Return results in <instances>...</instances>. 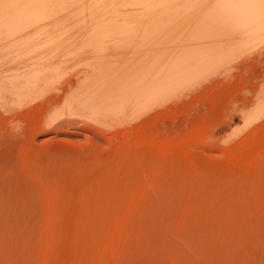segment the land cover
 Returning <instances> with one entry per match:
<instances>
[{"label":"bare ground","instance_id":"obj_1","mask_svg":"<svg viewBox=\"0 0 264 264\" xmlns=\"http://www.w3.org/2000/svg\"><path fill=\"white\" fill-rule=\"evenodd\" d=\"M57 1H58V3L60 2L64 6L67 2L69 4L70 2L72 3V1H74V0H5L4 3L1 4L3 11L0 12V62L4 58V55H5V57H7L10 54V53L3 54L4 52L13 53L14 51L17 50V48L20 49V52H21V48L15 47V46H17L16 43L14 45L13 44L9 45L12 42L8 43L7 42L8 38H11V39L16 38V40H19L22 37L24 38L23 34L28 35V33L35 32L36 30L39 32L41 30L46 31V30H48L47 28H49L51 25L55 24V22H54V24L52 23V21H54V19L51 21H50V19H52V17L54 16V14H53V16L51 15V12L54 11V9L56 7L55 2L57 3ZM78 1H81L80 3L83 6H82V11L79 10L77 15L75 14V16L79 17V21H83V20L87 19L88 23H86L84 25V27L86 28L87 31H90L87 36H89L88 38H90L91 40L88 42H90L92 47L93 46L98 47V48H96L97 53H96L94 47H93V49H91V48L88 49V51L91 49V52L93 50V53L95 52V54H96L95 58L90 61V66H89L90 71H86V73L83 74L82 76L81 75L78 76V73L77 72L74 73V71L70 74L69 73L70 67H69V65L67 66V64H66V58L68 56L73 55L74 52L70 51L68 54V52H65L64 49H63L64 53L62 55H60V53H62V52L57 54V56H55L56 54L55 55L52 54V56L50 54L51 57H49V58L47 56V51H46V55H44L43 57L47 56L46 58H48L50 63L42 66L41 68L37 67L36 69H33V70H28V71L25 70L23 72L21 71L22 72L21 74H18L15 76L14 75L13 76L6 75V72H3V71L5 70V68H8V67L3 68L4 69V70H2L3 73H1V76H0V116L3 114H6V111L8 109H6L5 106H7V108H8V106L11 107L12 104H14V101H16V98L25 97V98L29 99V97L30 98L32 97L31 99L33 100L35 96L39 95L42 91L44 92L50 86L55 85V87H56V84H60V85H58V88L56 89V91H58L60 93L57 92V95H55L56 93L54 92L55 96L51 94V95H46L45 97H43L44 95H42L43 98L42 99L40 98V101L37 102L38 108L36 106V108L41 109L42 112L43 111H49L53 107L58 106L63 101V103H62L63 105L60 106V108H58L59 111H57L60 115H57L54 117L50 116L51 118H48L49 120L46 123V125L53 126V128H54V126H56V128H57V126L62 127L64 124H66L65 120L63 121L64 118L62 119V121H63L62 123L59 122L60 124L59 123L54 124L57 119H60L61 117H67V116H68V119L69 118L72 119V117L74 115H76V112H78V109H79V111H81L80 109L87 110L86 111L87 112V115H86L87 119L90 122L96 123V124H98V123L105 124V123H108L109 121L112 122L115 120L114 118H116L117 116H121V115L125 118L124 114L125 113L127 114V112H129L130 110L135 111L137 113L136 114L134 112V114H136V118L138 117V121L141 119L147 118L151 114H153V116H152V117H154L153 120L157 119V118L160 119V116L162 114L160 115L158 111L164 108V102L166 101V100L164 101L165 96L167 94H175L176 95L181 90L187 88L191 84H194L197 80L203 78L204 75L210 73L209 71H210V68L212 66H214L213 69L215 70V67L218 66V63H217L218 58L224 56V54H223V56H221V55H219V53L225 52V48H226L225 43L230 44L229 46L235 47L234 49H236V47H238L239 44L237 43V45H233L234 44L233 43L234 39H232L233 37H238V39L240 38L241 40L239 39V43H240V41L243 43L245 41V39L248 38L250 35H251L250 36V38H251L256 33L258 36L261 33V32L259 33L260 30H262L264 32V26H261L258 29H255L256 30L255 32L252 31V32L248 33V29L250 27H253L254 25H257L258 23H261L262 21H264V0H188V3L184 0L185 3H187V4H185V6H183V8L179 7V6H182L183 5L182 4V5L178 6L179 8L177 6H175V8L177 7L176 9L171 7L174 9V10L172 9L171 12H169L168 11L169 9H168L167 11H165L168 13L162 14V12H161V13L153 14V15L146 14V12H148V9H146V8H149L148 6L154 0H78ZM160 2H162V1H160ZM179 3H180V1H179ZM85 5H87L86 9H85ZM153 5L156 6L155 3ZM162 5H163V3H162ZM155 6H152V8ZM69 7H71V6H69ZM58 8H56V9H58ZM63 8H65V7H63ZM164 8H166V7L164 6ZM62 13H66V12H62ZM56 14H58V13H56ZM56 14H55V16H57ZM72 14H74V13H72ZM50 15L52 17H50ZM185 19L191 20V22L189 21L188 25L185 24L186 25L185 30L186 29H187V31L189 30L190 41H196L197 44H199V43L204 44L203 45L204 47L199 46L196 48L195 47L196 45H194V47L189 46L188 49L187 48L183 49V50L180 49V51H179V49L178 50L175 49L176 51H174V53H172V54H169L168 56L161 55V54H163V52H161L160 55L156 54V53L150 55V53H149V54L144 55L145 57L142 56L143 58L139 56L138 59H134L133 61L128 58L127 63L129 62V64L126 63L124 65V63H125L124 62V63H122L123 66L120 68L118 67L120 65H117V64L122 59L123 55L125 57V53H122V57L120 60H118L119 59L118 56H120V54H113L112 50H111L112 54H111V52H110V54L106 53V52H108V50L110 51V49H107L108 45H110L109 42L110 43L113 42L112 41L114 39L113 36H116L115 37V39H116L118 37V35H119V37L121 36V39H120V41L118 40L119 42L116 39L117 42L113 43L115 45V47L118 46L119 50H127V51H128V49H129V51H130V49H134V50H137V51H134V53H136V52L139 53V52H141L140 48L143 47L144 44L147 45V43L149 41H152V40L155 41L154 36H158V35H162V34H166V35L168 34L169 35V33L172 32L173 30L177 29L176 27L180 26L179 23L185 21ZM61 20H62V18H61ZM72 21H74V20H72ZM89 23H90V26L86 27V25ZM71 25H72V23H71ZM73 25L76 27V23H74ZM54 28H57V27H54ZM59 30H60V26H59ZM65 31H67V30H65ZM35 33L37 34V32H35ZM53 35H54V33H53ZM16 36H19V38ZM20 36H22V37L20 38ZM55 36H57V34ZM78 36H79V34H78ZM102 36H105V37H102ZM111 36H112V38H111ZM260 36H262V35H260ZM159 38H160V36H159ZM185 38H186V36H185ZM255 38H256V36H255ZM16 40H13V42H16ZM182 40H185V39H182ZM248 41H250V40H248ZM60 42L57 43L58 46H55V48L58 47V49H59V46H60L59 44H61V43H63V45L65 44L64 42H61V43ZM105 42L108 43V45H106V48L104 45ZM172 42H173V40H172ZM19 43H20V41H19ZM24 43H28L27 39H26V42H24ZM181 43H183V42L181 41ZM5 44H8V46H6V47L11 48L12 51L9 49H5L4 48ZM53 44L54 43H52V45ZM155 44H156V42H155ZM63 45H61V46H63ZM65 45L63 48H65ZM130 45H132V46H130ZM149 45L151 46V44H149ZM189 45H191V44L189 43ZM84 46H86V45H84ZM181 46L183 47V45L180 44V47ZM229 46H227V48ZM242 46H244V43ZM222 47H225V48L222 49ZM26 48L27 47L25 46V48H23V49L26 50ZM51 48H54V47L51 46ZM51 48H47V49L51 50ZM85 48H87V47H85ZM239 48H240V46H239ZM231 49L232 48H230L228 50L226 49V50L230 51ZM24 50H22V51H24ZM79 50H80V48H79ZM239 50H241V48ZM58 51H60V50H58ZM117 52H118V50H117ZM131 52L132 51H130V55H131ZM51 53H52V51H51ZM78 54H80V53H78ZM78 54L76 53L74 55H78ZM36 55H39V54L36 53ZM128 55H129V52H128ZM225 55L227 56V53H225ZM32 56H34V55H32ZM237 56H238V54H237ZM31 57H30V59H31ZM39 58H41V56ZM46 58H45V60H46ZM227 58L229 59V57H227ZM24 59H25V57H24ZM24 59H22V60H24ZM228 59H227V62H228ZM14 60H16V59H14ZM14 60H12V61L14 62ZM33 60H34V58L31 61L32 62L31 65L32 64L34 65ZM27 62H30L29 59ZM36 62H38V61H36ZM44 62H46V61H44ZM3 63L5 64V61ZM8 63L9 62L7 61V63L5 65L7 66ZM17 63L19 64V62H17ZM22 63H23V61H22ZM216 63H217V65H215ZM18 64H16V65L19 66ZM28 65H29V63H28ZM31 65L28 66V68L32 67ZM39 65H40V62H39ZM12 68H9V69H12ZM21 68H22V66L20 67V69ZM25 69H27V67H25ZM211 70H212V68H211ZM7 71H8V69H7ZM14 71H16V70H14ZM8 74H9V72H8ZM15 74H17V73L15 72ZM74 88H75V91L73 90V94H72L71 90L69 91L71 93L70 96L68 95L69 97L64 98L62 96V94H64V92L66 90L74 89ZM50 90L51 89H49V91ZM53 90H55V89H53ZM51 93H53V92H51ZM262 95H263V99H262L263 101L261 102V104L258 105V108H257V113L259 114V116L264 115V89L262 90ZM10 99H13V100L11 101ZM37 99H35L33 101H38ZM23 101H25V100L23 99ZM217 105H218V103H217ZM13 107H14V105H13ZM15 107L16 108L14 109V111H17L16 110V109H18L17 105H15ZM30 107L32 108V105ZM33 109H34V106H33ZM33 109H30V110H33ZM25 110L27 111V108ZM25 110L23 112H25ZM53 110H55V109H53ZM23 112H22V114H23ZM147 113H149V115ZM8 114H10V113H8ZM11 114H12V112H11ZM66 114H68V115H66ZM130 116L132 118V116H133L132 112H131V115L129 114V117ZM75 117H77V116H75ZM126 117L128 118V115ZM161 118H162V116H161ZM5 119L6 118H4L2 120H5ZM85 119H86V117H85ZM118 121L115 123H118ZM157 121H159V120H157ZM122 125H124V122H122ZM40 126H38V127H40ZM91 126H93V125H91ZM89 127H90V125H89ZM54 129H52V130H54ZM92 129H93V127H92ZM11 130H13V128ZM60 130H62V129H60ZM107 130H106V132H107ZM261 135H262V137H264L263 134H261ZM101 137H103V135ZM135 140L136 139L132 140V142L135 145L137 144V146L132 145L133 148H132V146H128L129 144L127 142L130 141V139L127 140V142H125L127 144H124L127 147V149H129V147H131V149H132L131 151H130V149L127 151L126 147L125 146L123 147L122 146L123 143H121V141H120L121 147H119L120 145L117 144L119 148H117V146H116L115 148L110 150L111 152L109 151L110 153L107 152V154L109 153L108 156L105 157V155H104V158H102L99 155L100 159H97L98 157H96V159H93V160L89 159L90 162L86 161L88 164H86V162H84L85 163L84 167H82L83 164L82 165L80 164L81 167L83 168L81 170H80L81 167L78 165V163H76V165L72 164L73 167L75 165V166H77V168H73V167L71 168V166H67L68 169L63 170L66 173L65 174L63 173V175L56 176V177H59L58 180H56V181L52 180L56 177L53 176L54 177L53 178L50 175V173L52 174L53 172H52V169H51V172H50V170L48 171V169H50V168L48 166H46L47 165V163H45L46 161H43L45 164H43V162L39 161V159H40L39 157L41 156V153H40V156L38 157L37 155H39V153H37V154L34 153L35 151H34V149H32L34 146L29 148L30 150H28L27 148L29 146L27 147V145H25L27 147L26 148L22 144L23 146L21 148V146L19 145V148L22 151H25L26 149L28 150V152H26V153H28L29 156H27V154H25L27 156L26 157L27 159H25V162H24L25 163L24 167H26V168L23 167L24 170L25 171L33 170V171L37 172V175H35V177H32L33 176L32 173H35V172H32L31 175L29 173V175L31 177L28 178V179H30V180H28V182L30 181L32 188L34 187L35 189H37L39 191V193L41 195V196L39 195L40 199H42V201L44 202V206L41 209V212L43 213V216H44V221H43L44 223L42 225L40 222V224L43 227H42V230L40 228V230H41V234H40L41 235V241H40V245L38 247V249H39L38 251L42 254V259H41V263H39V264H98V263L99 264L100 263L105 264L108 261H106L107 258L103 259V257L107 254H109V256H110V253L114 252V249L117 248L116 247L117 245H119V244H120L119 246L122 245L121 243H119L121 241V236L123 238L122 239L123 240L122 241L123 247L121 246L120 248H117L116 250H118L117 252H119V250L120 249L122 250V248H123V251L120 250V252H123V254H125L128 250L127 245L133 244L132 243L133 239H136V241H137V239L141 236L136 238L135 235H137V234L141 235V232H142V234L145 235L142 239H144L145 237H147V238H145L146 240L144 239L145 241L144 240L141 241L142 239L139 238V240H140L139 244L137 242V243H134L131 247L129 246L130 251H128L125 254L126 255L125 259H127V262H128V263L126 262L127 264H132V263L136 264L139 260V259H137V257L139 256V258H140L142 256V254L144 256V253H145V255H146V253L147 254L149 253L151 255V257H150V255H148L149 256L148 257L149 260L147 259L148 261H143V259L141 258L139 260L140 262L137 264H159L161 262V260L163 261V263L161 262L160 264H200V261L202 259H204V260H202L203 263H201V264H206L205 262H207V264H235L237 262L236 260H239V259H240L239 261H241V262H239V264H241L243 261L244 262L242 264H244V263H246L245 258L249 259V260L247 259L249 264L250 263L251 264H264V225H263V222L261 221L262 222L261 225H260V223H259V225L257 223H255V224L249 223V224L254 225V226H250V225H248V223L246 224L245 221L241 224L242 220L240 218L241 217L244 218L245 214L243 216V214L240 210V207L242 208V206H243V205L240 206V203H242L240 201L238 204L239 208L234 206V208L236 207L235 209H237V208L239 209L238 210L239 213H237L236 210L233 208V210H235V212L237 213L235 216L233 215V218L236 217L235 219H233V222L236 223L237 221L238 222L241 221V222H239L240 225H230V223L232 221L230 216L232 217V214H229V209H228L229 207L226 208L227 205H229V204L225 201V199L228 197H225L224 194L228 190L230 191L231 187L229 188V186H228L229 189L226 190L225 193L223 191L224 194H222V195L224 196V199H223V196L220 195V192H218V194L204 193V192L202 193V191H201V190H203L202 184H206V186H207V185H210L211 182L209 181L210 184L208 183L209 174H207V171L205 172V171H200V170L202 167H208V166L207 165L204 166L202 164L203 166L201 168H199L196 164L197 159L195 160L193 158V156H191L192 153H190L189 149H188V151H189V154H191V155L187 154L188 152H186V150L185 151L183 150L186 153L181 152V150H178L181 153L178 151H176V152L174 151V153L171 154L172 158L167 157L166 161L162 163V161H164L163 158H164L165 151H166L164 149V147L158 146V147H155L154 149H151V148L147 147L148 146L147 143L144 142V144H143V143L138 142L140 144L139 145L137 143L138 140L136 141V143H135ZM48 143L50 145V142H48ZM257 143L259 144L261 142L258 141ZM52 144L54 145V143H52ZM141 144H143V145H141ZM250 145H252V143ZM259 146H262V144H260ZM53 147L55 148V146H52L51 148L48 147V148L52 149ZM19 148H18V151H19ZM24 148H26V149L24 150ZM185 148H188V147H185ZM185 148H183V149H185ZM252 148H253V145H252ZM249 149H251V148L249 147ZM251 151H256V150L254 148V150L251 149ZM43 152H45V151H43ZM167 152H166V155H167ZM12 154H14V153H12ZM238 154H240V153H238ZM241 154H240V156H237L235 154L237 157H240V158L236 157L235 159L231 158L232 161L230 159L228 160V163H230V164H228V166L235 168V170L231 171L230 167H227L226 163H225V166L227 168L225 167L223 169L222 167H224V166H222L220 168L221 169L220 172L222 171V169H223V171L221 173L220 172H218V173L223 174V172L226 170L224 172V174L226 173L225 176L233 175V174L236 176H238L239 174H240L239 176L243 175V174H241L242 173L241 171L243 169L240 171L239 170L236 171V166H237V168L239 167L238 169H240L241 167L242 168L248 167L249 163H248L247 158L245 157L246 155L242 154L243 157H241L242 156ZM93 155H95V154H93ZM232 155H233V153H232ZM247 155H250V154H247ZM252 155H253V152H252ZM21 156H20V158H21ZM169 156H170V154H169ZM227 156L231 157L229 155H227ZM23 157H25V156L23 155L22 158ZM150 157L151 158L153 157L152 158L153 160L156 159V161H157L156 164L159 163L158 166L162 170L165 169V166H162V165L166 164L168 159L171 158L172 160L168 161V163L166 165V170L168 169V171H169V169H174L175 171L170 170V172L171 171L172 172L178 171L177 173H179L180 175L181 174L184 175V176H182V175L181 176L178 175V176L183 177V178H185V172H186V178L185 179L182 178V180L183 181L185 180L184 184L188 183L190 186L186 187V186H188V184H187L184 187L183 186L184 184H182V187H184L185 190L187 188V190L185 191V194H183V196L184 195H186V196H184L185 200L181 199L183 205L180 203L181 205H179V206L177 205V206H178L179 210H181V208H184L183 211L185 213L187 210V213H189V215L187 213H186L187 214L186 215L184 212L182 213V211H180L181 212L180 214H179V212L174 213L175 214L174 216H176L177 214L179 216L183 215V219L181 216H180V218H181L180 220H176V218L173 217L174 221L176 220L173 223L176 224L179 221L178 222L179 224L175 225V228L177 229L176 233L182 232L183 230H185V228L187 229V227H189L187 230L190 229V231L192 232L193 237L192 236L191 237L193 238L192 239L194 241L193 243H195L197 245V243L199 242L198 248L200 246L202 252L205 250L204 254L206 253V260H205V258H201L198 261V258H197V260L194 259L192 262L191 260L193 259V257L190 260H188L191 253L189 254V257H188L187 255H185L180 250V246H179V248H178V246L174 247V245H172L170 243L171 242L170 240L167 241L168 238L166 239V237H165L166 235L164 233V230L161 231L162 228L159 229L160 227L158 228L156 225H153L150 223L153 220L150 217V215H149V217L151 219L149 217H148L149 219L146 217V213L148 215L149 210H151V211L153 210L152 208L151 209L149 208L147 210L145 209L147 206H145V208H144L147 212L146 213L143 212V214H145L143 217L144 218L146 217V219H148V220L142 221L140 219L141 217L139 218L140 220L136 219L137 221H135V222H134V220H131L132 218L134 219L135 217H137V218L139 217L138 215L133 217L131 214H129L130 212H132L133 209H135L133 207H136V209L138 208L137 206H134L135 205L134 202L137 200L138 201L137 203H139V199H140V201H142L141 200L142 198L145 199L148 195L152 194V193L147 194V192L149 190L153 191L152 190L153 188L151 189L150 185L148 187L150 189H147V190L145 189L148 186V184L146 186H142L143 184H146L145 183L146 177L144 178V180L140 179L141 177L139 178L140 173L142 174V178H143V174H145V172L147 171L145 168H149V167H145V165L148 161H150V160L147 161L146 158L149 159ZM247 157H249V156H247ZM89 158H92V157H89ZM173 158L176 159V161L175 160L173 161ZM135 159L136 160L140 159L141 161L145 160V162L142 161L144 164V168H143V166H141V167L143 169H145L146 171L141 170L139 167V169H140V170H138L139 173L135 174V171H136L135 168H137V167H135V165L138 164V163H136L137 161ZM152 159H151V161H152ZM23 160H24V158L21 160V163H23L22 162ZM132 161H134L133 162L134 167H133V165H131V164H133ZM141 161H140V163L142 164ZM197 161H200V160H197ZM47 162H49V161H47ZM172 162H173L174 166L176 165L175 167L177 170L175 169L174 166H172ZM13 163H14V161H13ZM51 163H52V161H51ZM51 163H49V164L51 165ZM154 163L152 164V162H151L152 166L149 165L150 162H149V164L148 163L147 164L151 168L155 165ZM169 163H170V165H169ZM175 163H177V164L180 163V165L182 164V166L177 165ZM199 163H201V162H199ZM221 163H222V161H221ZM220 164H218V166L223 165V163L221 165ZM160 165L163 168H161ZM54 166H55L54 168L57 169V167H59V164H58V166H56V165H54ZM61 166H63V168H64L65 165H60V168H61ZM158 166L156 165V169H155V166L152 169L153 170L155 169V171H157L159 168ZM169 166H171V167H169ZM6 167H7V165H6ZM46 167H47V169H46L47 173L44 170ZM182 167L184 170H181ZM129 168L131 169L132 172L129 170ZM248 168H249V170L246 172L252 173V171H250V170H252L250 168V166ZM13 169L14 168H12V170ZM133 169L135 170L134 171L135 175L131 176L133 174ZM160 169H159V172L162 174L157 173L158 171L155 172V174H157V176H158V174L161 175V176H158V178L154 177L155 179L151 178L152 180H150V177H153V176H149V174H151V172L149 174H147L149 177V182L147 181V183L152 182L153 185L151 184V186H155L157 184V183H155V180L157 181V179L159 182L161 181V183H162V179H163L162 177L164 176V173H166L167 171L165 170L166 172L165 171L161 172ZM59 170H61L60 174H62V172H63L62 168ZM14 171L15 170H13V173H14ZM142 171H143V173H142ZM182 171L184 173H182ZM238 171L241 173H239ZM39 172H40V174H39ZM148 172H149V170H148ZM243 172H245V171H243ZM246 172L244 174H247ZM177 173H176V175H177ZM212 173L215 174L214 172H212ZM255 173L256 174H254V173H252L250 175L248 174L247 178L245 175H244L245 177L243 176L244 178L241 176V178H243V179L242 180L240 179L238 181H239V183H240V181H246V183L252 182L254 185L256 184L257 186L252 185V187H254V188H252L251 192H255V194H256L260 190L258 193V196L261 192L260 195H261V198H263L264 195L262 197V192H264L263 191L264 188L262 186H264V180L262 181L261 177H259V175H257L258 173L257 172H255ZM15 175L17 176L18 174H16V172H15ZM137 175H139V176L136 177ZM165 175H167V174H165ZM187 175L189 177L188 178L189 180H187ZM223 175H221V176H223ZM251 175H253V176H251ZM255 175L258 176L259 178L257 179V177H255ZM167 176H169V175H167ZM260 176H261V174H260ZM8 177L9 176L6 175V179L8 181L6 179L4 180L3 177L0 179L1 180L3 179V181H5V183L8 185V187H10V188H8L6 184L3 185L4 182L2 181V185L5 187V190H6V188H8V189H10L9 192H12L11 188H13L12 187L13 184H14V186L18 187L20 183L17 184L15 182L17 184L16 185L14 183V181L17 179L14 180L15 177L12 176V178H13L12 182L13 183L10 182L11 186H9L10 185L9 180H11V177L10 178H8ZM20 177H23V176H20ZM133 177L135 179L139 178L140 180H142L141 181L142 184L138 179L134 180V181H138V182L134 183ZM159 177L162 179H160ZM212 177H215V176L212 175ZM170 178H172V177H170ZM170 178H167L166 181L169 182ZM216 178L217 177H215V179ZM218 178H217V180H215L213 178L212 179L215 181V183L217 181H221V182L223 181V179H222L223 177L221 179H218ZM236 178H238V177H236ZM165 179H166V177H165ZM21 180H23V179H21ZM153 180H154L155 184L153 183ZM174 180H175V178L172 181H174ZM179 180L181 181V178H179ZM179 180H176V182L180 183V182H178ZM183 181L181 183H183ZM25 182L26 181H24V183ZM139 182H140V184H139ZM159 182H158V184H159ZM167 182H165V183L167 184ZM131 183H132V185L134 183V185H136V187L137 186L144 187V188H142V187L141 188L146 190L145 191L146 194H144L142 189H141V191H138L139 188L137 187L138 189H135V190H137V192H138L137 198L139 197V199H136L135 198L136 196H134L135 193L133 192L134 189H133V191L131 190L132 188H136V187L132 186ZM170 183H172V182H170ZM218 183L219 182H217V184ZM236 183H238V182H236ZM198 184H200V186H201L200 188H202L201 190H200V188H198L199 187ZM212 184L215 185L214 182ZM217 184H216V186L218 187ZM238 184L236 187H239ZM26 185H27V183H26ZM129 185H131V186L129 187ZM176 185L178 186L179 184H176ZM259 185H262V186H260V189L258 188ZM22 186H23V184H22ZM24 186H23V189H24ZM124 186L127 189L129 188V190H127L126 188L125 189L127 191L124 190ZM160 186H161V184H160ZM179 186H181V185H179ZM194 186H197V187H195L196 191L194 190L195 189ZM223 186H224V184H223ZM244 186H245V184H244ZM168 187H170V186H168ZM171 187H172V184H171ZM173 187H175V186H173ZM182 187L180 189L181 191H182ZM190 187H191V189H193V191L190 189ZM233 187H235V186H232V190H233ZM236 187H235V189H236ZM255 187L257 189H259V190H256L257 192L253 191V189L255 190ZM261 187L263 188L262 190H261ZM0 188H1V186H0ZM177 188L178 187H176V189ZM179 188H178V190H179ZM197 188L201 191V193L198 191ZM208 188L211 189V185ZM224 188L226 189L227 186L225 185ZM224 188L219 189V187H218V190L220 191V190H223ZM188 189H190V190H188ZM7 190L4 193H2L1 197L3 198L4 195L6 197L10 194V196L8 198L11 197L9 200H12L11 195L13 192L8 193ZM17 190L19 191V189H17ZM157 190H160V189H157ZM161 190H163V189L161 188ZM232 190H231V193H233ZM2 191H4V189L2 190V188H1V192ZM18 191L16 194L13 193V195L16 196V195H18V193L19 194L23 193V192L20 193V191L19 192ZM130 191H132V192H130ZM237 191L238 190H236V192H235V193H237L236 198L237 197L239 198L240 196H238ZM239 191H240V188H239ZM1 192H0V195H1ZM153 192L155 193V190ZM157 192L160 193L161 191H157ZM162 192H164V191H162ZM183 192H184V190H183ZM196 192H197V194H196ZM154 193H153L154 197L151 195L154 199H155V196L161 197V195H158L156 193L154 194ZM181 193H180V196L183 198ZM221 193H222V191H221ZM24 194L25 193H23L22 195H24ZM249 194H250V192H249ZM255 194L254 195L251 194V196L252 197L254 196L255 198L254 197L253 198L257 202H259V201L262 202L263 200L260 197L258 198L257 194L255 196ZM144 195L145 196L147 195V196L143 197ZM188 195L190 196L189 198H188ZM218 195L221 196L219 198H222V199H220V202H221V200H222V202L215 204V202L218 200V199L216 200V198H217L216 196H218ZM225 195H228V194H225ZM245 195H243V197H245ZM15 196H13L14 197L13 199L14 200L16 199L15 202L17 204L12 203V201H9L8 198H3V199H6L7 202L8 201L11 202L10 204H8L5 201V203H6L5 204L1 201L3 199L0 197L1 198L0 199V205H1V207H0V253H2V254L7 253L9 255L11 253V250L15 249V251L17 253L19 252L18 256L15 257V255L17 253L14 252V254H13V251H12V253H11L12 256L9 255V257H15L16 258V263L14 262V264H24L25 260L27 258H29V256H31V254H28L27 252L29 251V249L32 250V248L34 247L32 244L34 243V245H35L36 243L32 239L31 240L33 242L29 241L30 238H28V241H25V242H29V243L31 242L32 243L29 246H27L28 248L30 247L28 250H24L25 248L22 247L23 245L25 246L28 243H25V242L23 243L21 241L22 246L20 245L21 242H19V241L21 239L23 240V238H21L19 236V235L22 236V234H20L21 233L20 231H22L21 230L22 224L20 223V221L24 222V220L23 221L21 220V218L22 219L24 218L21 214H23V215L25 214L26 210H28L26 207H29V205L25 207L26 204H24V207L26 209L22 208L23 205L21 203L23 200H21V196L18 195V198ZM133 196L136 200L133 198ZM164 196H166V195H163V197ZM194 196L196 198L195 202L198 201V203H199L200 201H202L201 206H203V207H204V205H209L208 204L209 202H207V199H205L207 197L209 198L208 200L212 199L213 202H214V200H216V201L214 203L211 201L212 203L210 202L209 207L205 206L207 209L205 207L203 209V207H198L199 205H197V206L195 205L198 203H195V202L193 203V199H195ZM150 197L148 196L149 200H152L153 198H150ZM166 197H168V194ZM213 197L215 199H213ZM243 197L241 195L240 200H242ZM23 198L25 199L26 195ZM197 198L200 199V201ZM132 199H134V201ZM161 199H162V197H161ZM202 199L203 200L205 199L204 201H206V204L203 202ZM183 200H184L186 205H184ZM187 200H190V201H188L189 204L186 203ZM227 200H229V202L232 204V202L229 198ZM25 201H26V199H25ZM147 201H148V199H147ZM147 201L145 202V204L148 203L146 205H149V204L152 205L154 203L153 202L154 200L149 201V202H147ZM132 202L134 203L133 205H132ZM150 202H152V203H150ZM156 202H158V200ZM190 202H192L196 207L193 204H191ZM223 202L227 203V205ZM26 203H28V202H26ZM141 203H139V204H141ZM2 204H3V206H2ZM190 204H191L192 208L190 206H188ZM213 204H215V206L217 208H219V210L215 206H213ZM222 205L224 208L220 209V208H222V207H220ZM255 205H257V203ZM37 206H38V204H37ZM143 206H144V202H143ZM180 206H181V208H179ZM182 206H188V208L187 207L185 208ZM193 206H194V208H193ZM211 206H212V208H211ZM247 206H248L247 208H249V205H247ZM258 206H260V204H258ZM20 207H21V209H20ZM165 207H166V203H165ZM173 207H171V208L173 209ZM230 207H233V206L230 205ZM162 208H161V211L158 210V212H163ZM196 208L198 210H196ZM213 208H214V211L217 210V212L219 213V217L228 212L227 215L231 221L227 220L228 217H226L227 219H225V218L221 219L220 218L221 220L224 219V221L225 220L229 221V223L225 221V223H226V224L224 223L225 226H221L220 224L218 225L217 223H221V222L219 221L220 219L217 217L218 213H216V212L212 213ZM256 208H258V207H256ZM225 209L227 212L225 211ZM249 209H251V208H249ZM166 210L169 211L168 208ZM223 210L225 211V213L223 212ZM151 211L149 214H153L157 217L156 211L155 212L153 211V213ZM36 212L37 213L39 212L38 215L40 214V210H37ZM138 212L139 211L137 210V213ZM250 212H252V211L250 210ZM250 212H249V214H250L249 216H251L252 214L256 215V212H254V213L253 212L250 213ZM137 213H134L133 215H135ZM233 213H234V211H233ZM240 213L242 214V216L239 215ZM246 214H247V212H246ZM161 215L159 214L158 218ZM163 215H166V214H163ZM168 215H169V213H168ZM170 215H171V213H170ZM210 215H212L210 217L211 219L209 218ZM237 215H239L240 218ZM127 216H129V217H127ZM179 216H176V217L179 218ZM191 216L193 217V219L189 220L188 217H191ZM214 216L217 218V222L215 221L216 219ZM39 217H40V215H39ZM184 217H185V219H187L189 221L185 220ZM203 217L209 218L208 221L215 219L213 221V223L216 222L217 225L216 224L212 225V223H211V225L201 223L202 220H205ZM213 217H214V219H212ZM125 218H129L128 220L126 219L128 222L125 220ZM164 218L162 220H164ZM198 218H202V219L199 220ZM170 219H168V220H170ZM194 219L196 221H200V222L197 223L196 221H193ZM159 220H160V218H159ZM181 220H183L184 222L182 223ZM40 221H42V220H40ZM131 221H132V223H131ZM165 221H163V222H165ZM185 221H186V223H185ZM190 221L196 222V223H191ZM205 221L208 222L207 219ZM17 222H19V224H17ZM14 223H16L15 224L16 227H17V225H19L21 227L20 231H18L19 226L17 227L18 229H16V227L14 226ZM160 223H161V221H160ZM166 223L167 222H165L164 224H166ZM23 224H24V226L26 225V223H23ZM154 224H156V223L154 222ZM167 224H169V223H167ZM256 224H257V226H256ZM125 225H126V227L123 230L124 231L123 232L122 229L124 228L123 226H125ZM39 226L40 225L37 224V226H35V227L37 228ZM153 226H155V228H152ZM159 226H161V225H159ZM28 227H29V225H27V228ZM156 227L158 228V230H160L163 233L158 232ZM162 227H163V223H162ZM23 228H22L23 231L26 230L28 232V233L26 231L24 232V233H26V234H24L25 236L28 234H31V232H30L31 228L29 230L26 229V226ZM150 228L152 229L151 233H150ZM153 229H156V231ZM15 230H17V232ZM38 230L39 229H36L37 232H38ZM180 230H182V231H180ZM187 230L183 231V234H184V232L186 233ZM23 231H22V233H23ZM174 231H175V229H174ZM190 231H188V232L190 233ZM18 232H20V233H18ZM122 232L124 234L120 235ZM154 232L155 233L157 232V233L155 234ZM39 233L40 232H38V236H40ZM131 233H133V237H131L129 239L128 238L125 239V237H128L127 234L129 236H131ZM152 233H154V234H152ZM198 233H200L201 239H200V237H198V235H197ZM16 236H19V237H16ZM202 236H204V238ZM27 237H30V236L28 235ZM33 237H34V235H33ZM195 237H198V238H195ZM15 238H20V240L18 239L19 240L18 241ZM119 238H120V241H118ZM35 239L37 240L38 237L36 236ZM130 239H131V241H130L131 243L128 242ZM12 240H13V242H12ZM14 240L16 241V243ZM116 240H117V243H115ZM136 241H134V242H136ZM190 241H191V239H190ZM127 242L129 244H127ZM142 242H144L145 244L142 245ZM113 243H115L114 245H116V244L117 245L114 247V246H112ZM13 244H15V245L17 244L19 249L16 250V248H18V247H16L17 245L15 246ZM9 245H10V247H9ZM125 245H126V247H125ZM13 246L16 248H14ZM111 247L114 249L110 250ZM161 247H163V248L161 249ZM132 248L134 249L133 250L134 252L132 251ZM196 248H197V246H196ZM202 248H204V249L202 250ZM8 249L10 250V253H8ZM20 249H23L24 252L27 251L25 253H27L29 256L27 254L26 255L23 254L24 258H26V256H28L26 259H23V257H21L23 255H19V254L24 253L23 250L21 251ZM18 250H20V251H18ZM182 250H184V249H182ZM32 251H34V250H32ZM32 251H31V253H32ZM185 251L186 250H184V252ZM117 252H115V253H117ZM115 253L112 256H110V258H111L110 260L113 259V260H115L114 262H117L114 264H119L118 259L121 257L122 254L117 253V254H119V256L117 255L118 257H116ZM2 254H0V259H1ZM186 254H187V252H186ZM33 255H35V254L33 253ZM114 255L116 258L114 257ZM6 257L3 258V261H4L3 263L6 262V264H7L9 262L10 258L8 257L9 260L6 259L7 260L6 261V260H4ZM122 257H123V259H120V260H122L124 263L125 262L124 256L122 255ZM160 257H162V258L160 259ZM234 257H236V260ZM237 257H239V259H237ZM31 258H32V256H31ZM101 258H102V260H105L106 262L103 263V261H101ZM146 258L147 257H144V259H146ZM163 258L166 260H164ZM32 259H34V257ZM116 259H117V261H116ZM135 259L137 261H135ZM232 259L235 261H233ZM243 259H245V260H243ZM13 260H15V259L11 258L10 261L12 262ZM23 260H24V262L22 263ZM99 260H100V262H98ZM141 260H142V262H141ZM1 261H2V259L0 260V262ZM28 261H30V260H27V262ZM31 261L33 262V260H31ZM31 261L28 264L32 263ZM133 261H135V262H133ZM219 261H220V263H218ZM11 262H9V264H11ZM164 262H166V263H164ZM35 263H37V262H35ZM121 263L122 262H120V264ZM25 264H27V263H25ZM236 264H238V263H236Z\"/></svg>","mask_w":264,"mask_h":264},{"label":"rangeland","instance_id":"obj_2","mask_svg":"<svg viewBox=\"0 0 264 264\" xmlns=\"http://www.w3.org/2000/svg\"><path fill=\"white\" fill-rule=\"evenodd\" d=\"M4 1L5 0H0V12H2L3 11V9H2V6H1V4L2 3H4ZM160 1H162V2H160ZM165 1V2H164ZM168 1V2H167ZM179 1H180V3H179ZM187 3H188V0H185ZM185 1L184 0H154L153 2H151V4L148 6L149 8H146V9H148V12H146V14H151V15H153V14H158V13H161L162 12V14L163 13H168V12H165V11H167L168 9V11L169 12H171L172 11V9L174 8V9H176L179 5H182V6H179L180 8H183V6H185V4H187V3H185ZM81 1H78V0H74V1H72V3L74 4H72L71 2L68 4V2L63 6L60 2L58 3V1H57V3L55 2V5H56V7H55V9H54V11H52L51 12V15L53 16V14H54V16L52 17L51 15H50V17H52V19H50V21L51 20H53L54 19V21H52V23L54 24V22H55V24L54 25H51L49 28H47L48 30H41L40 32L39 31H35V32H37V34L35 33V32H32V33H28V35L27 34H23V36H24V38L22 37V36H20V38L21 39H19V40H16V38H14V39H11V38H8L7 39V42L8 43H10V42H12V43H10L9 45H14L15 43H16V45L17 46H15V47H19V48H21V52H20V49H18L17 48V50L16 51H14L13 53H11V52H4L3 54H8V53H10L7 57H5V55H4V58L1 60V62H0V76H1V73H3V72H6V75H9V76H15V75H18V74H21L23 71H25V70H33V69H36L37 67L38 68H41L42 66H44V65H46V64H49L50 62H49V60H48V58L49 57H51L52 56V54H56L55 56H57V54H59L60 52H62V53H60V55H62L64 52V50H65V52H68V54H69V52L70 51H72V52H74V54H78V53H80V54H78V55H71V56H68L67 58H66V64H67V66L69 65V67H70V70H69V73L71 74L73 71H74V73H78V76H82L83 74H85L86 73V71H90V61L92 60V59H94L95 58V52L93 53V50H92V52H91V49H93V47L95 48V51H96V48H98V47H95V46H91V44H90V42H88V41H90L91 39L90 38H88L89 36H87L88 35V33L90 32V31H87L86 30V28L84 27V25L86 24V23H88L87 22V19H85V20H83V21H79V17H76L75 16V14L77 15V13L79 12V10L80 11H82V6L83 5H81V3H80ZM156 4V6L155 5H153V4ZM159 3V4H158ZM162 3H163V5H162ZM179 3V4H178ZM72 4V5H71ZM174 4V5H173ZM168 5V6H167ZM172 5V6H171ZM65 7V8H63V7ZM69 6H71V7H69ZM152 6H155V7H153L152 8ZM164 6L166 7V8H164ZM175 6H177L176 8H175ZM59 7V8H58ZM86 7H87V5H85V9H86ZM163 7V8H162ZM171 7H173V8H171ZM178 7V8H179ZM56 8H58V9H56ZM155 8V9H154ZM65 11H64V10ZM157 9V10H156ZM173 9V10H174ZM57 10V11H56ZM59 10V11H58ZM156 10V11H155ZM62 12H66V13H62ZM56 13H58V14H56ZM72 13H74V14H72ZM55 14L58 16H55ZM60 14V15H59ZM63 16V17H62ZM66 17V18H65ZM57 18V19H56ZM60 18V19H59ZM61 18H62V20H61ZM78 19V20H77ZM56 20V21H55ZM72 20H74V21H72ZM189 21L191 22V20H186L185 19V21H183V22H180L179 24H180V26H177L176 28L177 29H175V30H173L172 32H170L169 33V35L167 34H162V35H158V36H154V39H155V41L154 40H152V41H149L148 43L149 44H151V46L147 43V45L146 44H144V46L143 47H141L140 48V50H141V52H136V53H134V51H137V50H134V49H130V51H132L131 52V55H130V51H129V49H128V51L127 50H119V48H118V46L117 47H115V45L113 44V43H116L118 40L120 41V39H121V36L119 37V35H118V37L116 38L117 39V41H116V39H115V37L116 36H113V42H109V44L110 45H108V43H104V45H105V48H106V45H108V47H107V49H110V51L108 50V52H106V53H108V54H110V52H111V50H112V52H113V54H120V56H118V60H120L121 59V57H122V53H125V57H124V55H123V57H122V61L120 60V62L117 64V65H120V66H118L119 68L120 67H122L123 66V64L122 63H124V65L127 63V61H128V58L129 59H131L132 61L134 60V59H138L139 58V56L140 57H142V56H144V55H146V54H149L150 53V55H152V54H154V53H156V54H161V52H163V54H161V55H164V56H168L169 54H172V53H174V51H176L175 49H179V51H180V49L181 50H183V49H188L189 48V46H191V47H194V45H196L195 47L197 48V47H199V46H202V47H204L203 45L204 44H197V42L196 41H190V36H189V30L187 31V29L185 30V26L186 25H188V23H189ZM78 22V23H77ZM61 23V24H60ZM71 23H72V25H71ZM74 23H76V27L73 25ZM186 24V25H185ZM80 25V26H79ZM59 26H60V30H59ZM88 26H90V23L89 24H87L86 25V27H88ZM261 26H264V21H262L261 23H258L257 25H254L253 27H250L249 29H248V33L249 32H255L256 30L255 29H258L259 27H261ZM54 27H57V28H54ZM71 29V30H70ZM55 30V31H54ZM63 30V31H62ZM65 30H67V31H65ZM65 31V32H64ZM83 31V32H82ZM74 32V33H73ZM87 32V33H86ZM261 32V33H260ZM53 33H54V35H53ZM57 34V36H55L56 34ZM61 33V34H60ZM82 33V34H81ZM260 33V34H259ZM259 35L257 36V33L254 35V36H252L251 38H250V36L248 37V38H246L245 39V41L243 42L244 43V46H242L243 45V43L240 41V43H239V39H238V37H233L232 39H234L233 40V45H237V43L239 44L238 45V47H236V49H234L235 47H231V46H229L230 44H227V43H225L226 44V48L225 47H222V49H224L225 48V52H223V53H219V55H221V56H223V54H224V56L223 57H219L218 58V66H216L215 67V70L213 69V67L214 66H212L211 68H212V70H211V68H210V73H208V74H206V75H204L203 76V78H201V79H199V80H197L194 84H191L190 86H188L187 88H185V89H183V90H181L180 92H178L176 95L175 94H167L166 96H165V98H164V108L163 109H161V110H159L158 112H159V114L162 116V118H161V116H160V119L159 118H157L156 116V118L157 119H154L153 120V118L154 117H152L153 116V114H151L150 116H148L147 118H144V119H141V120H139L138 121V117L136 118V112L135 111H132V110H130L129 112H127V114L125 115L124 114V116H125V118L121 115V116H117L116 118H114L115 120L114 121H109L108 123H105V124H101V123H98V124H96V123H92V122H90L88 119H87V110H83V109H80L81 111H79V109H78V112H76V115H74L73 117H72V119L71 118H69L68 119V116L67 117H61L60 119H57L56 121H55V123L54 124H58L59 122L60 123H62L64 120H65V122H66V124H64L62 127H58L57 126V128H56V126H54V128H53V126H48V125H46V123H47V121L49 120L48 118H51L52 116L54 117V116H57V115H60L57 111H59L58 110V108H60V106H62L63 104V101H62V103H60L58 106H56V107H53L51 110H49V111H43L42 112V110L41 109H37L38 108V105H37V102H39L40 101V98L42 99L43 97H45L46 95H54L55 93V95H57V92L58 91H56V89L58 88V85H60V84H56V87H55V85H52V86H50L48 89H46L44 92L42 91L39 95H37V96H33L34 97V99L33 100H35V99H37L38 97V101H33L30 97H29V99L28 98H25V97H21V98H16V101H14V104H12V106L10 107V106H8V108H7V106H5V108L6 109H8L7 111H6V114H3V115H1L0 117V119L2 120V119H4V118H6L5 120H0V178H2L3 177V179L5 180L6 179V175L7 176H9L8 178H10L11 177V180H9V183L11 182V183H13L12 182V176L13 177H15L14 178V180L15 179H17V180H15L14 181V183L16 182L17 184H19V186L17 187V186H14V184H13V188H11L12 189V192L13 193H17V189H19V191H20V193L21 192H23V193H25L24 195H22V194H19L18 193V195H20L21 196V200H23L22 201V208H24V209H28V210H26V212H25V214L23 215V214H21L24 218L22 219L21 218V220L23 221L24 220V222H21L20 221V223L23 225H21V227L23 228V227H25L26 226V229L27 230H29L30 228H31V230H30V232H31V234H28L30 237H27L28 235H24V234H26V233H24L26 230H24L23 231V229L19 226V225H17V227L19 226V229L15 226V224L16 223H14V226L16 227V229H18V231H20V228H21V230L23 231V233H22V231H20V232H18V233H20V234H22V236L21 235H19L21 238H23V240L21 239L20 240V238H15L16 240H18L19 242H25V241H28V238H30L29 239V241H35V245H34V243L32 244L31 242L29 243V242H25V243H28V244H26L25 246L23 245L22 246V242L20 243V245L22 246V247H24L25 249L24 250H28L29 248L27 247V246H29L30 244H32L34 247L32 248V250H34V251H32L31 249H29V251L27 252V251H25V252H27L28 254H31V256H32V258L34 257V259H32L31 258V256H29L27 253H25L24 252V250L23 249H20L21 251L23 250V252L24 253H22V254H19V255H28L29 256V258H27L28 256H26V258H24V255L23 256H21V257H23V259H26L25 260V262H24V260L22 261V263L24 262V264L25 263H29L31 260H33V264L35 263V262H37L38 264L39 263H41V259H42V254L38 251L39 249H38V247H39V245H40V241H41V230H42V225H43V221H44V216H43V213L41 212V209L43 208V206H44V202L42 201V199H40V193H39V191L37 190V189H35L34 187L32 188V185H31V183H30V181L28 182V180H30V179H28L29 177H31L30 175H31V173L32 172H35V173H32V177H35V175H37V172L36 171H33V170H29V171H25L24 170V168H26V167H24L25 166V159H27L26 157L27 156H29L28 155V153H26V152H28V150H30L29 148H31V147H33L32 149H34V153H39V155H37L38 157L40 156V153H41V156L39 157L40 159H39V161H41V162H43V161H46L45 163H47V165L46 166H48L50 169H48V171L50 170V172H51V169H52V174L50 173V175L53 177V176H58V175H63V173L65 174L66 172H64L63 170H66V169H68V167L67 166H71V168L73 167V165L72 164H75L76 165V163H78V165L81 167V165H82V167H84V165H85V163L84 162H86V161H89L90 162V160H93V159H96V157H98L97 159H100V156L102 157V158H104V155H105V157L106 156H108V154L111 152L110 150H112L113 148H115L116 146H117V148H119V147H121V143H123L122 144V146L124 147L125 145L124 144H129L128 146H132V145H134V146H137V144L135 145L133 142H132V140H134V139H136L135 140V143H136V141H137V143L139 142V143H143L144 144V142L145 143H147V147H149V148H151V149H154L155 147H158V146H160V147H164V149L166 150H164L165 151V155H164V161H162V163L163 162H165L166 161V159H167V157L169 158V157H171L172 155L171 154H173L174 153V151L176 152V151H178V150H181V152H184L185 150H186V152H188L187 154H189V151H190V153H192V155L191 154H189V155H191V156H193V158L196 160H200V161H197L196 160V164H197V166L199 167V168H201L203 165L204 166H208V167H202L201 168V170L200 171H207V174H209V180H208V183H209V181L211 182V189L210 188H208V187H210V185H207L206 186V184H202V187H203V190H201L202 188H200L201 186H200V184H198L199 185V187L198 188H200V190L202 191V193L204 192V193H215V194H218V192H220V195L221 196H223L222 194H224L225 192H226V190H228L230 187V191L228 190L225 194H228V195H225L224 194V196L225 197H228L230 200H231V202H232V204L229 202V200H227L228 198H226L225 199V201L229 204V205H227V203H225V202H223V203H225L226 205H227V207L226 208H228L229 209V214H232V217L230 216V218H231V220L229 219V217H228V215H227V211H226V209H225V211L227 212L226 214H224L225 213V211L223 210V214L224 215H221L220 217H219V213L217 212V210H215L214 211V208H213V211H212V213L214 212H216V213H218V215H217V217L220 219H222V218H225V219H227L226 217H228V219L227 220H230L231 221V223H230V225H240L239 224V222H241V221H237L236 223L235 222H233V219H235V218H233V215L235 216L237 213H239V202L241 201L242 203H240V206H242V208L240 207V210H241V212H242V214H243V216H244V214H245V219L244 218H240V216H242V214L240 213L239 215H237L241 220H242V222H241V224L245 221V223L247 224L248 223V225H250V226H254V225H251V224H255V223H257L258 225H259V223H260V225H261V223L263 222V225H264V197H263V193L264 192H262V197L263 198H261V192H260V194H259V196H258V193H259V189H260V186H262V185H259V189H257L256 187H255V190L253 189V191H256V190H259L256 194H257V197L259 198H261L263 201L261 202V201H259L257 198V200L260 202H257L252 196H251V194L252 195H254L255 194V192H251L252 191V188H254V187H252V185L253 186H257L256 184L254 185L252 182L250 183H246V181H240V183H239V181L238 180H242L245 176H246V178H247V175L249 174H252V173H254V174H256L255 172H257L258 174L257 175H259V177H261V180L263 181L264 179V137H262V135L261 134H263V136H264V115H261V116H259V114L257 113V108H258V105L259 104H261V102L263 101L262 99H263V95H262V90L264 89V32L262 31V30H260L259 31ZM36 36H35V35ZM78 34H79V36H78ZM84 34V35H83ZM187 34V35H186ZM260 35H262V36H260ZM54 36V37H53ZM91 36V35H90ZM159 36H160V38H159ZM182 36V37H181ZM185 36H186V38H185ZM255 36H256V38H255ZM16 37H18L19 38V36H16ZM34 37V38H33ZM87 39H86V38ZM102 37H105V36H102ZM181 37V38H180ZM245 37V36H244ZM247 37V36H246ZM31 38V39H30ZM64 38V39H63ZM111 38H112V36H111ZM119 38V39H118ZM157 38V39H156ZM255 40H254V39ZM11 39V40H10ZM23 39V40H22ZM26 39H27V41H28V43H24V42H26ZM86 39V40H85ZM89 39V40H88ZM182 39H185V40H182ZM13 40H16V42H13ZM30 40V41H29ZM115 40V41H114ZM157 40V41H156ZM159 40V41H158ZM171 40V41H170ZM172 40H173V42H172ZM237 40V41H236ZM241 40V39H240ZM248 40H250V41H248ZM254 40V41H253ZM6 41V40H5ZM19 41H20V43H19ZM64 42L65 44V48H63L64 47V45H63V43H61V42ZM118 41V42H119ZM161 41V42H160ZM181 41L183 42V43H181ZM190 41V42H189ZM61 43V44H59L60 46H59V49H58V47L57 48H55V46H58V44L57 43ZM154 42V43H153ZM155 42H156V44H155ZM194 42V43H193ZM255 42V43H254ZM258 42V43H257ZM52 43H54L53 45H52ZM160 43V44H159ZM169 43V44H168ZM189 43L191 44V45H189ZM22 44V45H21ZM28 44V45H27ZM43 44V45H42ZM47 44V45H46ZM56 44V45H55ZM179 44V45H178ZM180 44L181 45H183V47L181 46L180 47ZM256 44V45H255ZM21 45V46H20ZM61 45H63V46H61ZM82 45V46H81ZM84 45H86V46H84ZM247 45V46H246ZM6 46H8V44H5V46H4V48L5 49H9V50H11V48H9V47H6ZM25 46L27 47L26 48V50H24L23 48H25ZM49 46V47H48ZM51 46L52 47H54V48H51ZM130 46H132V45H130ZM146 46V47H145ZM227 46H229L228 48H227ZM239 46H240V48H241V50H239L240 48H239ZM242 46V47H241ZM251 46V47H250ZM85 47H87V48H85ZM148 47V48H147ZM244 47V48H243ZM47 48H51V50L50 49H47ZM79 48H80V50H79ZM89 48H91L89 51L91 52H89L88 51V49ZM230 48H232L230 51H227L228 49H230ZM32 49V50H31ZM46 49V50H45ZM54 51H53V50ZM60 50V51H58V50ZM64 49V50H63ZM72 49V50H71ZM77 49V50H76ZM136 49V48H135ZM162 49V50H161ZM227 49V50H226ZM22 50H24V51H22ZM43 52H42V51ZM74 50V51H73ZM117 50H118V52H117ZM172 50V51H171ZM236 50V51H235ZM239 50V51H238ZM12 51V50H11ZM46 51H47V56H48V58H46L47 56H45V57H43L44 55H46ZM51 51H52V53H51ZM77 51V52H76ZM116 51V52H115ZM169 51V52H168ZM20 52V53H19ZM32 52V53H31ZM34 52V53H33ZM57 52V53H56ZM112 52H111V54H112ZM115 52V53H114ZM127 52V53H126ZM128 52H129V55H128ZM236 52V53H235ZM36 53L37 54H39V55H36ZM45 53V54H44ZM96 53H97V51H96ZM134 53V54H133ZM225 53H227V56L225 55ZM20 54V55H19ZM43 54V55H42ZM50 54H51V56H50ZM237 54H238V56H237ZM32 55H34V56H32ZM59 55V56H60ZM13 56V57H12ZM16 58H15V57ZM32 56V57H31ZM41 56V58H39ZM24 57H25V59H24ZM30 57H31V59H30ZM145 57V56H144ZM227 57H229V59L227 58ZM29 59V61L30 62H27L28 61V59ZM34 58V60H33V63H34V65L32 64L31 65V61H32V59ZM36 58V59H35ZM38 58V59H37ZM43 58V59H42ZM45 58H46V60H45ZM143 58V57H142ZM222 58V59H221ZM7 59V60H6ZM14 60V59H16V60H14V62L12 61V60ZM22 59H24V60H22ZM227 59H228V62H227ZM18 60V61H17ZM21 60V61H20ZM26 60V61H25ZM48 60V61H47ZM125 60V61H124ZM5 61V64L7 63V61L10 63H8L7 64V66L3 63ZM11 61V62H10ZM19 62V64L17 63V62ZM22 61H23V63H22ZM36 61H38V62H36ZM43 61V62H42ZM44 61H46V62H44ZM87 61V62H86ZM89 61V62H88ZM39 62H40V65H39ZM131 62V61H130ZM12 63V64H11ZM27 63V64H26ZM28 63H29V65H28ZM132 63V62H131ZM217 63L215 64V65H217ZM16 64H18L19 66H17ZM127 64H129V62L127 63ZM24 65V66H23ZM32 66V67H30V68H28V66ZM10 66V67H9ZM22 66V68L20 69V67ZM211 66V65H210ZM5 67H8V68H5ZM13 67V68H12ZM17 67V68H16ZM25 67H27V69H25ZM3 68H5V70L3 69ZM9 68H12V69H9ZM16 68V69H15ZM32 68V69H31ZM7 69H8V71H7ZM2 70H4L3 72H2ZM14 70H16V71H14ZM13 71V72H12ZM22 71V72H21ZM213 71V72H212ZM8 72H9V74H8ZM15 72L17 73V74H15ZM14 73V74H13ZM12 74V75H11ZM209 76V77H208ZM54 86V87H53ZM53 87V88H52ZM49 89H51L50 91H49ZM53 89H55V90H53ZM71 90V92H72V94H73V90L75 91V88L74 89H69V90H66L65 92H64V94H62V96L64 97V98H67V97H69L70 95H71V93L69 92ZM225 91V92H224ZM51 92H53V93H51ZM55 92V93H54ZM58 93H60V92H58ZM42 95H44L43 97H42ZM54 95V96H55ZM69 95V96H68ZM219 95V96H218ZM41 96V97H40ZM37 97V98H36ZM167 97V98H166ZM23 99L25 100V101H23ZM11 101L13 100V99H10ZM15 100V99H14ZM16 102V103H15ZM20 103V104H19ZM23 103V104H22ZM36 105H35V104ZM217 103H218V105H217ZM30 104V105H29ZM34 104V105H33ZM13 105H14V107H13ZM15 105H17V108L18 109H16L17 111H14V109L16 108L15 107ZM28 105V106H27ZM32 105V108L30 107ZM27 106V107H26ZM33 106H34V109H33ZM36 106H37V108H36ZM11 108V109H10ZM24 108V109H23ZM27 108V111L25 110ZM29 108V109H28ZM57 108V109H56ZM5 109V110H6ZM30 109H33V110H30ZM53 109H55V110H53ZM19 110V111H18ZM25 110V112H23ZM35 110V111H34ZM37 110V111H36ZM9 111V112H8ZM14 111V112H13ZM33 111V112H32ZM11 112H12V114H11ZM22 112H23V114H22ZM131 112H132V118H131V116L129 117V114L131 115ZM134 112L136 113V114H134ZM8 113H10V114H8ZM58 113V114H57ZM145 114V113H144ZM148 115H149V113H147ZM66 115H68V114H66ZM80 115V116H79ZM128 115V118L126 117ZM155 115V114H154ZM51 116V117H50ZM75 116H77V117H75ZM85 117H86V119H85ZM122 117V118H121ZM152 117V118H151ZM8 118V119H7ZM64 118V119H63ZM78 118V119H77ZM119 118V119H118ZM134 118V119H133ZM143 118V117H142ZM62 119H63V121H62ZM123 119V120H122ZM130 119V120H129ZM70 120V121H69ZM113 120V119H112ZM120 122H119V121ZM157 120H159V121H157ZM161 120V121H160ZM73 121V122H72ZM118 121V123H115V122H117ZM143 121V122H142ZM82 122V123H81ZM122 122H124V125H122ZM154 122V123H153ZM35 123V124H34ZM59 123V124H60ZM101 124V125H100ZM41 125V126H40ZM89 125H90V127H89ZM91 125H93V126H91ZM119 125V126H118ZM38 126H40V127H38ZM60 126V125H59ZM92 127H93V129H92ZM98 127V128H97ZM103 127V128H102ZM107 127V128H106ZM133 127V128H132ZM13 128V130H11ZM97 130H96V129ZM51 129V130H50ZM52 129H54V130H52ZM60 129H62V130H60ZM109 131H108V130ZM58 130V131H57ZM96 130V131H95ZM106 130H107V132H106ZM98 131V132H97ZM13 132V133H12ZM16 132V133H15ZM103 132V133H102ZM17 136H16V135ZM101 134V135H100ZM103 135V137H101ZM258 135V136H257ZM260 136V137H259ZM257 137V138H256ZM262 137V138H261ZM130 139V141H128L127 142V140H129ZM261 139V140H260ZM120 141H121V143H120ZM251 141V142H250ZM261 142V143H257V142ZM6 142V143H5ZM48 142H50V145H49V143ZM54 143V145L52 144V143ZM69 142V143H68ZM71 142V143H70ZM125 142H127V143H125ZM132 144H131V143ZM254 142V143H253ZM138 143V144H139ZM252 143V145H253V148H252V145H250ZM24 145V147H26L25 145H27V149L26 148H24V150L25 151H22L20 148H19V145L21 146V148H22V146ZM46 146H45V145ZM120 145L119 147H118V145ZM131 144V145H130ZM143 144H141V145H143ZM156 144V145H155ZM158 144V145H157ZM160 144V145H159ZM260 144H262V146H259ZM112 145V146H111ZM140 145V144H139ZM155 145V146H154ZM255 145V146H254ZM15 146V147H14ZM37 146V147H36ZM39 146V147H38ZM45 146V147H44ZM52 146H55V148L53 147L52 149H50ZM48 147H50V148H48ZM61 147V148H60ZM64 147V148H63ZM126 147V146H125ZM153 147V148H152ZM185 148V147H188V148H185V149H183V148ZM244 147V148H243ZM249 147L252 149V150H254V148H255V150L256 151H251V149H249ZM18 148H19V151H18ZM132 148H133V146H132ZM257 148V149H256ZM63 149V150H62ZM126 149H127V147H126ZM129 149H130V151L132 150L131 149V147H129ZM129 149H127V151L129 150ZM188 149H189V151H188ZM247 149V150H246ZM45 151V152H43V151ZM184 150V151H183ZM15 151V152H14ZM24 153H22V152ZM33 151V150H32ZM48 151V152H47ZM110 151V152H109ZM168 151V152H167ZM237 151V152H236ZM243 151V152H242ZM8 152V153H7ZM107 152H109L108 154H107ZM166 152H167V155H166ZM178 152H180V151H178ZM180 152V153H181ZM186 152H184V153H186ZM235 152V153H234ZM247 152V153H246ZM250 152V153H249ZM252 152H253V155H252ZM12 153H14V154H12ZM43 153V154H42ZM53 155H52V154ZM232 153H233V155H232ZM238 153H242L243 155H246L245 157L247 158V160H248V165L250 166V168L252 169V170H250V171H252V173H250V172H246V171H248L249 170V166L248 167H241L240 169H238L237 168V166H236V171L237 170H242L241 172H239V173H241V174H243V175H241L243 178H241V176H236V175H227V176H225V174H224V172L226 171H224L223 172V174H219L218 172H220V168L222 167V166H224V167H222L223 169L227 166V167H230V166H228V164H230V163H228V160L230 159L231 161H232V159H235L237 156H240V154H238ZM246 153V154H245ZM25 154H27V156L25 155ZM35 154V155H36ZM47 154V155H46ZM93 154H95V155H93ZM107 154V155H106ZM169 154H170V156H169ZM237 156H236V155ZM241 154V155H242ZM247 154H250V155H247ZM24 155L25 157H23L24 158V160L22 161L23 163H21V160L23 159L22 158V156ZM92 155V156H91ZM100 155V156H99ZM227 155H229V156H231V157H228ZM243 155L241 156V157H243ZM13 156V157H12ZM20 156H21V158H20ZM50 156V157H49ZM95 156V157H94ZM247 156H249V157H247ZM4 157V158H3ZM37 157V158H38ZM46 157V158H45ZM89 157H92V158H89ZM227 157V158H226ZM14 158V159H13ZM101 158V159H102ZM153 158V157H152ZM151 157L148 159V158H146V160L148 161V160H150V161H146L148 164H149V162H150V166H152L151 165V162H152V164L154 163L155 165V169H156V165L158 166V164L159 163H157L156 164V159L155 160H153ZM172 158V157H171ZM168 159V161H171L172 159ZM232 158V159H231ZM237 158H240V157H237ZM252 158V159H251ZM48 159V160H47ZM88 159V160H87ZM90 159V160H89ZM144 159V158H143ZM151 159H152V161H151ZM162 159V160H163ZM250 159V160H249ZM136 160V159H135ZM176 161V159H174L173 158V161ZM13 161H14V163H13ZM47 161H49V162H47ZM51 161H52V163H51ZM137 162L136 163H140V159L139 160H136ZM143 161V160H142ZM141 161V162H142ZM159 161V160H158ZM168 161H167V163H168ZM220 161V162H219ZM221 161H222V163H223V165H221L222 163H221ZM224 161V162H223ZM11 162V163H10ZM134 161H132V163H133ZM143 162H145V160L143 161ZM143 162H142V164H143ZM199 162H201V163H199ZM204 162V163H203ZM44 162H43V164H45ZM49 163H51V165L49 164ZM54 163V164H53ZM135 163V164H136ZM146 163V165H145V167H149V168H145V169H143L144 168V164L142 165L141 163L138 165V164H136L135 165V167H137V168H135V170L133 169V174L131 175V176H133V175H135V174H138L139 173V171L138 170H144V171H146L145 172V174H143V178H142V174L140 173V176L139 175H137L136 177H138L139 176V178L140 179H143L144 180V178L146 179V184H143L142 186H146L147 184H148V186L145 188L146 190L147 189H152L153 191L155 190V193L157 192V191H161L160 193L159 192H157L156 194H158V195H161V197H162V199L164 200H162L161 199V197L160 196H158V197H156L155 196V199L153 198L154 197V195H153V191H151V190H149L148 192H147V194H151V195H148L150 198H153L152 200H149V198H148V196L146 197L145 195L143 196V197H146L145 199L144 198H142L141 200L142 201H140V199H139V197L137 198V190H135V189H138V191H141V189L142 188H144V187H139V186H137L136 187V185H134V183L135 182H138V181H134V180H136V179H138L140 182L142 181V180H140L139 178H134L133 179V181H134V183H133V185H132V183H131V185L132 186H134V187H136V188H130L132 191H133V189H134V193H135V195L134 196H136L135 198L136 199H139V203H141V204H139V203H137L138 201L134 198V196H133V198L136 200L134 203H135V205L134 206H137L138 208L136 209V207H133V208H135V209H133L132 210V212H130L129 214H131L133 217L134 216H139L138 218L137 217H135L134 219L132 218L131 220H134V222L135 221H137L140 217V219L142 220V221H146V220H148L150 217L153 219L152 220V222L154 221L156 224H154V222L152 223V222H150L151 224H153V225H156L159 229H161V231L162 230H164V233H165V237H166V239H167V241H171L170 243L172 244V245H174V247H177L178 246V248H179V246H180V250L185 254V255H187L188 257H189V254H190V257H189V259L188 260H190L192 257H193V259L191 260L192 262H193V260L195 259V260H197V258H198V261H199V259H201V258H205V260H206V253L204 254V252H205V250L202 252L201 251V248H200V246H199V248H198V243H197V245L195 244V243H193L194 241L192 240L193 238V235H192V232L190 231V229L189 230H187L189 227H187V229L185 228V230H187L186 231V233L184 232V234H183V231H185V230H180V231H182V232H177L176 233V228H175V225L176 224H179L178 222L176 223V224H174L173 222H175L176 220H180L181 218H180V216L177 214L176 216H179V218L178 217H176V216H174L175 214L174 213H178L179 212V214L181 213L180 211H182V213L184 212L183 211V209L184 208H181V206L179 207V208H181V210H179L178 209V206L179 205H183V203H182V201H181V199H184L185 197L184 196H186V195H184L183 196V194H185V191L187 190V188H186V190H185V186L188 184V183H186V184H184V181L182 180V178L183 177H180L181 175L179 174V173H177V172H174L175 170L174 169H169V171H168V169L166 170V165H167V163L166 164H164V165H162L161 163V165L162 166H165V169L164 170H162V169H160V167L158 168V172L157 171H155V169L153 170L152 168L154 167H151L150 168V166L148 165ZM221 163V164H220ZM225 163H226V166H225ZM10 166H9V165ZM13 164V165H12ZM53 164V165H52ZM58 164H59V167H57V169L56 168H54L55 166L54 165H56V166H58ZM81 164V165H80ZM86 164H88L87 162H86ZM175 164H177V163H175ZM203 164V165H202ZM218 164H220L221 166H218ZM6 165H7V167H6ZM23 165V166H22ZM60 165H65L64 166V168H63V166H61V168H62V174H60L61 173V170H59V169H61L60 168ZM74 165V167L73 168H77V166H75ZM131 165H133V167H134V163L133 164H131ZM138 165V166H137ZM160 165V166H161ZM169 165H170V163H169ZM177 165H180V163L179 164H177ZM53 168H52V167ZM141 166H143V168L141 167ZM161 166V168H163ZM172 166H174V164H173V162H172ZM176 166V165H175ZM174 166V167H175ZM180 166H182V164L180 165ZM214 166V167H213ZM2 167V168H1ZM16 167V168H15ZM24 167V168H23ZM79 167V168H80ZM80 168V170L81 169H83V168ZM131 167V166H130ZM139 167H140V169H139ZM169 167H171V166H169ZM168 167V168H169ZM226 167V168H227ZM12 168H14L13 170H15L14 171V173H13V170H12ZM70 168V169H71ZM132 168V167H131ZM173 168V167H172ZM247 168V169H246ZM18 169V170H17ZM46 169H47V167L44 169L45 170V172L47 173V171H46ZM56 169V170H55ZM69 169V170H70ZM159 169L161 170V172L163 171H165L166 173H164V176L162 177V178H160V179H162V183H161V181L159 182L158 181V179H157V181L159 182V184H158V182L155 180V183H157L155 186H151V184H152V182H150V183H147V181L149 182V177H148V175L147 174H149L150 172H151V174H149V176H153V177H150V180H152L154 177L155 178H158V176H161L160 174H162V173H160L159 172ZM175 169H176V167H175ZM181 169V168H180ZM208 169V170H207ZM211 169V170H210ZM216 169V170H215ZM219 169V170H218ZM223 169H222V171H223ZM28 170V169H27ZM129 170L131 171V169L129 168ZM148 170H149V172H148ZM151 170V171H150ZM154 172H153V171ZM170 170H174L173 172L171 171L170 172ZM177 170V169H176ZM181 170H184L183 169V167H182V169ZM180 170V171H181ZM230 170L231 171H233V170H235V168H233V167H230ZM68 171V170H67ZM134 171H135V174H134ZM221 171V172H222ZM243 171H245L247 174H244L245 172H243ZM15 172H16V174H18L17 176L15 175ZM44 172V173H45ZM129 172V171H128ZM132 172V171H131ZM155 172H157V173H160V174H158V176H157V174H155ZM212 172H214L215 174H213ZM218 174H217V173ZM220 172V173H221ZM23 173V174H22ZM29 173H30V175H29ZM45 173V174H46ZM142 173H143V171H142ZM155 175H154V174ZM172 173V174H171ZM175 173V174H174ZM176 173H177V175H176ZM182 173H184L183 171H182ZM235 173V172H234ZM261 174V176H260V174ZM39 174H40V172H39ZM165 174H167V175H169L170 177H172V178H170L169 176H167V175H165ZM253 174V175H254ZM3 175V176H2ZM15 175V176H14ZM145 175V176H144ZM176 175V176H175ZM178 175H180V176H178ZM212 175H214L215 177H219L218 179H221L222 177V179H223V181L221 182V181H217V182H219L218 184H217V182L215 183V181L213 180V179H215V177H212ZM219 175V176H218ZM221 175H223V176H221ZM253 175H251V176H253ZM20 176H23V177H20ZM157 176V177H156ZM182 176H184V175H182ZM250 176V177H251ZM263 176V177H262ZM50 177V176H49ZM61 177V176H60ZM165 177H166V179H165ZM236 177H238V178H236ZM240 177V178H239ZM249 177V176H248ZM255 177H257V179L259 178L258 176H256L255 175ZM54 178V177H53ZM58 178L59 177H56V178H54V179H52V180H58ZM152 178V179H151ZM154 178V179H155ZM167 178H170L169 179V182H167L166 180H167ZM175 178V182L174 181H172L173 179ZM179 178H181V181L179 180ZM185 178H186V172H185ZM185 178H183V179H185ZM189 177H188V175H187V180H189L188 179ZM213 178V179H212ZM217 178L215 179V180H217ZM225 178V179H224ZM227 178V179H226ZM3 179L0 181L1 183V188H2V190L4 189V191H2L1 192V188H0V192H1V195H0V197L2 196V193H4L8 188H10V187H8V185L5 183V181H3ZM21 179H23L24 181H26L25 183H24V181L23 180H21ZM7 180V179H6ZM171 180V181H170ZM176 180H179L178 182H180V183H177L176 182ZM213 180V181H212ZM237 180V181H236ZM2 181L4 182L3 183V185L4 184H6L7 185V187L8 188H6V190H5V187L2 185ZM8 181V180H7ZM22 183H21V182ZM183 181V183H181ZM140 182H139V184H140ZM165 182H167V184L165 183ZM170 182H172V183H170ZM175 184H174V183ZM188 182V181H187ZM214 182V184L215 185H213L212 183ZM236 182H238V183H236ZM8 183V184H9ZM11 183H10V185L9 186H11ZM15 183V184H16ZM26 183H27V185H26ZM144 183V182H143ZM153 183H154V180H153ZM154 183V184H155ZM164 183V184H163ZM16 184V185H17ZM22 184H23V186H24V189H23V186H22ZM129 184V183H128ZM127 184V185H128ZM138 184V185H139ZM141 184H142V182H141ZM160 184H161V186H160ZM163 184V185H162ZM171 184H172V187H171ZM174 184V185H173ZM176 184H179V185H181V186H177ZM182 184H184L183 186L184 187H182ZM216 184L218 185V187H219V189H221V188H224L225 187V185L227 186V188L225 189H223V190H218V187L216 186ZM221 184V185H220ZM223 184H224V186H223ZM237 184L239 185V187H236L237 186ZM244 184H245V186H244ZM5 185V186H6ZM31 187H30V186ZM126 185V184H125ZM131 185H129V187L131 186ZM149 185H150V188H148L149 187ZM153 185V184H152ZM165 185V186H164ZM251 185V186H250ZM28 186V187H27ZM159 188H158V187ZM168 186H170V187H168ZM173 186H175V187H173ZM190 185L188 184V186H186V187H189ZM228 186H229V188H228ZM232 186H235L236 187V189H235V187H233V190H232ZM4 187V188H3ZM16 187V188H15ZM128 187V186H127ZM163 189V190H161V188ZM176 187H180L179 188V190H178V188L176 189ZM181 187H182V191L180 190L181 189ZM195 187H197V186H194V188ZM217 189H216V188ZM263 188H264V186H262ZM261 187V190L263 189ZM34 190H32V189ZM126 187L124 186V190H126L125 189ZM156 188V189H155ZM197 188V189H198ZM208 188V189H207ZM239 188H240V191H239ZM29 189V190H28ZM157 189H160V190H157ZM175 189V190H174ZM190 189H191V187H190ZM190 189H188V190H190ZM9 190L10 189H8L7 191H8V193H12V192H9ZM127 190H129V188L127 189ZM126 190V191H127ZM143 190V192H144V194H146L145 193V191L146 190H144V189H142ZM167 192H166V191ZM183 190H184V192H183ZM192 191H193V189H191ZM195 191H196V188L194 189ZM199 189H198V191L201 193V191H200ZM216 190V191H215ZM231 190H232V192L234 193H231ZM236 190H238L237 192H238V196H240L239 198L237 197L236 198V194L237 193H235L236 192ZM18 191V192H19ZM132 191H130V192H132ZM151 191V192H150ZM162 191H164V192H162ZM221 191H222V193H221ZM223 191H224V193H223ZM244 191V192H243ZM264 191V190H263ZM182 192V193H181ZM190 192V191H189ZM249 192H250V194H249ZM13 193H12V200H9L10 198H8L9 196H10V194L8 195V196H6L5 197V195L3 196V198H8V200L9 201H12V203H16L15 202V200L13 199L14 197L13 196H15V195H13ZM29 193V194H28ZM154 193V194H155ZM176 193V194H175ZM180 193H181V195L183 196V198L180 196ZM193 193V192H192ZM231 193V194H230ZM241 193V194H240ZM243 193V194H242ZM254 193V194H253ZM166 195L167 196V194H168V197H166V196H164L163 197V195ZM172 194V195H171ZM179 194V195H178ZM188 194V193H187ZM196 194H197V192H196ZM246 194V195H245ZM248 194V195H247ZM256 194H255V196H256ZM18 195H16L15 197H17L18 198ZM26 195V201H25V199L23 198L24 196ZM28 195V196H27ZM40 195V196H39ZM241 195H242V197H243V195H245V197H243L242 198V200H240V198H241ZM23 196V197H22ZM170 196V197H169ZM204 196V195H203ZM221 196H216L217 198H216V200H214V202H215V204H217V203H221L222 202V200H221V202H220V199H222V198H219V197H221ZM224 196H223V199H224ZM247 196V197H246ZM28 197V198H27ZM37 197V198H36ZM190 196L188 195V198H189ZM252 197V198H251ZM2 198V197H1ZM0 198V199H1ZM2 198V199H3ZM23 198V199H22ZM168 198V199H167ZM173 200H172V199ZM194 198H195V196H194ZM204 198V197H203ZM212 198V197H211ZM249 198V199H248ZM134 199H132L133 201H134ZM147 199H148V201H147ZM167 199V200H166ZM193 199V198H192ZM198 199V198H197ZM205 199H207V202H209L208 204L210 205V202L212 201L213 202V200L212 199H210V200H208L209 198L207 197V198H205ZM204 199V200H205ZM213 199H215L214 197H213ZM254 199V200H253ZM4 200V201H3ZM3 200H1L3 203H5V201H6V203H8V204H10L11 202H7V200L6 199H3ZM18 200V199H17ZM154 200V201H153ZM158 200V202H156ZM161 200V201H160ZM166 200V201H165ZM170 200V201H169ZM185 200V199H184ZM184 200H183V202H184ZM195 200H196V198L195 199H193V203L195 202ZM199 201H200V199H198ZM203 200V199H202ZM203 200V202L206 204V201H204ZM233 200V201H232ZM30 201V202H29ZM149 202V201H153L154 203L151 205V204H149V205H146V204H148V203H146L145 204V202ZM163 201V202H162ZM178 201V202H177ZM188 201H190V200H187V202L186 203H188L189 204V202ZM255 203H254V202ZM1 202V203H2ZM26 202H28V203H26ZM143 202H144V206H143ZM169 202V203H168ZM201 202V203H200ZM199 203H198V201L197 202H195V203H198V204H195L196 206L197 205H199L198 207H203V206H201L202 205V201H200ZM211 202V203H212ZM213 202V203H214ZM5 203V204H6ZM133 202H132V205L134 204ZM150 203H152V202H150ZM158 203V204H157ZM165 203H166V207H165ZM181 203V204H180ZM191 204H193L192 202H190ZM257 203V205H255ZM4 204V205H5ZM17 204V203H16ZM24 204H26L25 205V207L26 206H28L29 205V207H24ZM37 204H38V206H37ZM176 204V205H175ZM191 204L190 205H188V206H190L191 207ZM215 204H213V206H215ZM258 204H260V206H258ZM263 204V205H262ZM154 205V206H153ZM156 205V206H155ZM158 205V206H157ZM162 205V206H161ZM172 205V206H171ZM178 205V206H177ZM184 205H186L185 204V202H184ZM194 205V204H193ZM194 205V206H195ZM209 205H204V207L206 206H208L209 207ZM219 205V204H218ZM224 205V204H223ZM223 205L222 206H220V207H222V208H220V209H223L224 207H223ZM230 205L231 206H233V207H230ZM246 205V206H245ZM247 205H249V208H251V209H249V208H247L248 206ZM2 206H3V204H2ZM41 206V207H40ZM140 206V207H139ZM145 206H147L146 208H145ZM168 206V207H167ZM174 206V207H173ZM188 206H182V207H187L188 208ZM194 206H193V208H194ZM195 206V207H196ZM234 206H236V207H238L237 209H235L234 208ZM258 207V208H256V207ZM0 207H1V205H0ZM162 208V210H163V212H158V210L159 211H161V208ZM171 207H173V209L171 208ZM177 209H176V208ZM204 207H203V209H204ZM205 207V208H206ZM216 207V206H215ZM39 208V209H38ZM142 210H141V209ZM147 210V209H153L152 211L151 210H149V212H148V215H147V211L145 210V209ZM158 208V209H157ZM168 208V210L169 211H167L166 209ZM192 208V207H191ZM211 208H212V206H211ZM217 208V207H216ZM233 208L236 210V212H235V210H233ZM254 210H253V209ZM261 208V209H260ZM20 209H21V207H20ZM40 210V217H39V215H38V213L36 212L37 210ZM172 209V210H171ZM175 209V210H174ZM200 209V208H199ZM202 209V210H203ZM207 209V208H206ZM218 210H219V208H217ZM248 209V210H247ZM137 210L140 212H138L137 213ZM145 210V211H144ZM174 210V211H173ZM177 210V211H176ZM179 210V211H178ZM189 210V209H188ZM191 210V209H190ZM196 210H198L197 208H196ZM250 210L254 213V212H256V215H254V214H252L251 216H249L250 214H249V212H250ZM22 211V210H21ZM134 211V212H133ZM150 211L153 213V211L155 212L156 211V214H157V217L155 216V215H153V214H149L150 213ZM173 211V212H172ZM176 211V212H175ZM210 211V210H209ZM221 211V210H220ZM219 211V212H220ZM233 211H234V213H233ZM259 211V212H258ZM23 212V211H22ZM21 212V213H22ZM143 212L144 213H146V217L148 218L149 217V215H150V217L148 218V219H146V217L144 218L143 216L145 215V214H143ZM189 212V211H188ZM246 212H247V214H246ZM252 212H250V213H252ZM24 213V212H23ZM134 213H137V214H135V215H133ZM168 213H169V215H168ZM170 213H171V215H170ZM185 213V212H184ZM186 213H187V210H186ZM185 213V214H186ZM211 213V212H210ZM128 214V215H129ZM142 214V215H141ZM155 214V213H154ZM161 215L159 218H160V220H159V218H158V215ZM163 214H166V215H163ZM188 215H189V213H187ZM186 214V215H187ZM222 214V213H221ZM141 215V216H140ZM196 215V214H195ZM213 215V214H212ZM212 215H210L209 216V218L212 216ZM260 215V216H259ZM21 216V217H22ZM130 216V215H129ZM129 216H127V217H129ZM163 216V217H162ZM169 216V217H168ZM171 216V217H170ZM185 216V215H184ZM162 217V218H161ZM165 217V218H164ZM173 217H175L176 218V220L174 221V218ZM182 217V219H183V215L181 216ZM192 217V216H191ZM191 217H188V219L189 220H191V219H193V217L191 218ZM215 217V216H214ZM214 217L212 218V219H214ZM41 218V219H40ZM150 218V219H151ZM164 218V220H162ZM171 218V219H170ZM204 218V217H203ZM209 218H204L205 220L207 219V221L209 220ZM238 218V219H239ZM250 218V219H249ZM252 218V219H251ZM42 220V221H40V220ZM128 220L129 218H125V220ZM137 219V220H136ZM139 219V220H140ZM145 219V220H144ZM167 219V220H166ZM168 219H170V220H168ZM184 219H185V217H184ZM196 219V218H195ZM193 220V221H196V220ZM199 220H201L202 218H198ZM197 219V220H198ZM211 219V218H210ZM216 219V220H215ZM215 221L217 222V218L215 217ZM219 220L221 223H217L218 225L220 224L221 226H225V221L226 222H228L229 223V221H227V220H225L224 221V219L223 220ZM237 219V220H238ZM249 219V220H248ZM124 220V221H125ZM126 220V221H127ZM166 220V221H165ZM185 220H187V219H185ZM189 220H187V221H189ZM205 220H202V222L201 223H205V224H210L211 225V223H212V225H214V224H216V222H214L213 223V221L214 220H210V221H208V222H206ZM259 222H258V221ZM19 221V220H18ZM125 221V222H126ZM160 221H161V223H160ZM163 221H165V222H167V223H169V224H164L165 222H163ZM169 221V222H168ZM182 221V223L184 222L183 220H181ZM218 221V222H219ZM236 221V220H235ZM255 221V222H254ZM262 221V222H261ZM40 222H41V224H40ZM128 222V221H127ZM158 222V223H157ZM191 222V221H190ZM189 222V223H190ZM197 223L198 222H200V221H196ZM196 222H191V223H196ZM23 223H26V225L24 226V224ZM131 223H132V221H131ZM162 223H163V227H162ZM181 223V222H180ZM185 223H186V221H185ZM225 223V224H224ZM227 223V224H228ZM249 223H251V224H249ZM17 224H19V222H17ZM37 224L38 225H40L39 227H35V226H37ZM129 224V223H128ZM216 224V225H217ZM257 224H256V226H257ZM27 225H29V227L27 228ZM127 225V224H126ZM126 225L125 226H123L122 228V231L125 229V227H126ZM159 225H161V226H159ZM165 225V226H164ZM247 226V225H246ZM249 226V227H250ZM14 227V228H15ZM156 227V229L158 230V228ZM185 227V226H184ZM183 227V228H184ZM40 228H41V230H40ZM152 228H155V226H153ZM36 229H39L38 230V232H40L39 233V235L40 236H38V232L36 231ZM156 229H153V230H155L156 231ZM174 229H175V231H174ZM16 232H17V230H15ZM160 230H158V232H161ZM188 231H190V233L188 232ZM27 232V231H26ZM29 232V233H30ZM36 232V233H35ZM124 232V231H123ZM121 233L120 235H123L124 233ZM152 232V229L150 228V233ZM28 233V232H27ZM155 233V232H154ZM154 233H152V234H154ZM157 233V232H156ZM155 233V234H156ZM161 233H163V232H161ZM140 234V233H139ZM176 234V235H175ZM179 234V235H178ZM24 235V236H23ZM33 235H34V237H33ZM138 235V234H137ZM135 235L136 236V238L137 237H139V236H141V237H139L140 239H142L145 235L144 234H142V232H141V235ZM198 235V237H200V233H198L197 234ZM196 235V236H197ZM19 236H16V237H19ZM36 236L38 237V239L36 240L35 238H36ZM127 236L128 237H125V239L126 238H131V237H133V233H131V236H129L128 234H127ZM134 236V237H135ZM177 236V237H176ZM192 236V237H191ZM27 239H26V238ZM32 237V238H31ZM191 237V238H190ZM198 237H195V238H198ZM203 238H204V236H202ZM139 238L137 239V241H136V239H133V241H132V243L134 244V243H137L138 242V244H139V242H140V240H139ZM145 238H147V237H145ZM144 238V239H145ZM26 239V240H25ZM32 239V240H31ZM123 238H122V236H121V241H120V238H119V240L118 241H120L119 243H121L122 245V247H123V243H122V240ZM127 239V240H128ZM144 239H142L141 241H143ZM190 239H191V241H190ZM200 239H201V237H200ZM126 240V241H127ZM139 240V241H138ZM146 240V239H145ZM144 240V241H145ZM198 240V239H197ZM15 241V240H14ZM32 241V242H33ZM37 241V242H36ZM131 241V239L128 241V242H130ZM134 241H136V242H134ZM12 242H13V240H12ZM18 242V243H19ZM127 242V244H129ZM11 243V242H10ZM15 243H16V241H15ZM115 243H117V240H116V242ZM115 243H113V245L112 246H116V245H114ZM118 243V244H119ZM131 243V242H130ZM133 244H129V245H127V252L128 251H130L129 250V246L131 247ZM143 244H145L144 242H142V245ZM11 245V244H10ZM10 245H9V247H10ZM13 245H15V244H13ZM17 245V244H16ZM15 245V246H16ZM120 245V244H119ZM119 245H117L116 247L117 248H120L121 246H119ZM196 246H197V248H196ZM8 247V248H9ZM14 247V246H13ZM12 247V248H13ZM16 247H18V245L16 246ZM16 247H14V248H16ZM21 247V248H22ZM32 247V246H31ZM125 247H126V245H125ZM116 248V249H117ZM163 247H161V249H162ZM11 249V248H10ZM17 249H19V247L18 248H16V250ZM36 249V250H35ZM112 249H114V248H112L111 247V249L110 250H112ZM116 249H114V252H112V253H110V256H112L115 252H117L118 250H116ZM182 249H184V250H186L185 252H184V250H182ZM204 248H202V250H203ZM20 250H18V251H20ZM32 251V253H31V251ZM116 250V251H115ZM121 250V249H120ZM120 250H119V252H117V253H120V254H122L123 256H124V259L126 258L125 256V254L127 253H125V254H123V252H120ZM134 249L132 248V251H133ZM7 251V250H6ZM5 251V252H6ZM12 251H13V254H14V252H16L15 251V249H13V250H11V253H12ZM121 251H123V248H122V250ZM134 252V251H133ZM186 252H187V254H186ZM8 253H10V250L8 249ZM11 253L9 254V255H11ZM17 253V252H16ZM15 253V254H16ZM19 253V252H18ZM18 253L15 255V257L16 256H18ZM33 253L35 254V255H33ZM117 253H115V255H116V257H118L119 256V254H117ZM0 254H2V253H0ZM4 254V255H3ZM2 254V256H1V259H2V261L0 262V264L2 263V264H6V262L5 263H3L4 261H3V258L4 257H6L8 254L7 253H3ZM137 254V253H136ZM142 254V253H141ZM140 254V255H141ZM9 255L4 259V260H9L8 259V257H9ZM115 255H114V257H115ZM118 255V256H117ZM122 255H121V257L118 259L120 262H122L121 264H127L128 262H127V259H125L124 261V263H123V261L122 260H120V259H123V257H122ZM139 255V254H138ZM137 255V256H138ZM147 255V256H146ZM146 255H145V253H144V256H143V254H142V256L139 258V256L137 257V259H143V261H148L149 259H148V255H150L149 253L147 254L146 253ZM4 256V257H3ZM12 256V255H11ZM14 256V255H13ZM110 256H109V254H107V255H105L104 257H103V259H106L107 258V260L106 261H108V262H106L105 260H102V258H101V261H103V263H105V264H109L112 260H110L111 258H110ZM186 256V257H187ZM15 257H9L10 258V260H11V258L13 259H15V260H13L12 262L9 260V262H11V264L13 263L14 264V262L16 263V258ZM115 257V258H116ZM144 257H147L146 259H144ZM150 257H151V255H150ZM113 258V257H112ZM162 257H160V259H161ZM235 258V260H236V257H234ZM0 259V260H1ZM117 259H116V261H117ZM148 259V260H147ZM164 259V258H163ZM237 259H239V257H237ZM246 260L248 259V258H245ZM245 259H243V260H245ZM6 260V261H7ZM27 260H30V261H28L27 262ZM138 260V262L137 263H139L140 261ZM164 260H166V259H164ZM202 260H204V259H202ZM202 260L200 261V264L201 263H203L202 262ZM233 260V259H232ZM235 260H233V261H235ZM240 260V259H239ZM239 260H236L237 262L236 263H238L239 264V262H241V261H239ZM242 260V261H243ZM245 260V262L246 263H244V264H249L248 263V260L246 261ZM251 260V259H250ZM35 261V262H34ZM115 260H113L111 263L112 264H114V263H117V262H114ZM118 261V263L120 264V262ZM129 261V260H128ZM135 261H137L136 259H135ZM135 261H133V262H135ZM160 261V260H159ZM158 261V262H159ZM9 262L7 263V264H9ZM98 262H100V260L98 261ZM127 262V263H126ZM141 262H142V260H141ZM161 262L163 263V261L161 260ZM160 262V263H161ZM222 262V261H221ZM244 262V261H243ZM242 262V263H243ZM32 263H30V264H32ZM37 263H35V264H37ZM110 263V264H111ZM136 263V264H137ZM159 263V264H160ZM164 263H166V262H164ZM195 263V262H194ZM199 263V262H198ZM206 264H207V262H205ZM218 263H220V261L218 262ZM235 263V264H236ZM241 263V264H242ZM99 264V263H98ZM101 264V263H100ZM132 264H135V263H132ZM251 264V263H250Z\"/></svg>","mask_w":264,"mask_h":264}]
</instances>
